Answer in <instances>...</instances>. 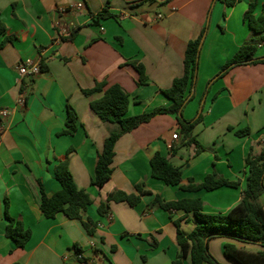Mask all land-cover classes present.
Instances as JSON below:
<instances>
[{
  "label": "crops",
  "instance_id": "0c3cea01",
  "mask_svg": "<svg viewBox=\"0 0 264 264\" xmlns=\"http://www.w3.org/2000/svg\"><path fill=\"white\" fill-rule=\"evenodd\" d=\"M252 2L258 16L264 0H238L233 7L215 0H0L6 36L13 37L0 49V112L9 110L7 119L0 116V264H69L75 246L83 264H173L180 251L174 222L185 233L198 223L193 213L165 211L156 196L200 199L206 214H227L241 202L246 159L264 148V63L233 67L209 82L251 36L244 14ZM204 31L193 98L183 111L187 122L202 114L192 133L202 149L187 143L175 115H157L119 139L111 179L103 188L93 186L98 155L116 127L90 107L103 93L88 98L83 90L97 82L120 85L131 98L128 116L168 107L172 101L163 92L183 75L187 45ZM257 57L264 58V45ZM26 62L45 71L21 84L17 67ZM131 62L145 67V85L138 84ZM20 95L24 106L17 104ZM69 106L79 127L74 135H60ZM245 129L249 135L237 136ZM157 153L182 172V186L201 184L213 173L240 186L210 192L168 186L152 177ZM67 157L76 186L93 200L83 217L98 225L91 234L79 220L63 213L47 219L40 209L42 188L49 195L60 190L54 171ZM139 185L149 193L135 207L111 202L99 215L108 194H138ZM260 202L264 208V194ZM7 214L31 230L24 248L6 237ZM227 243L260 249L214 238L209 251L218 264H237L225 256Z\"/></svg>",
  "mask_w": 264,
  "mask_h": 264
},
{
  "label": "trees",
  "instance_id": "16d2710c",
  "mask_svg": "<svg viewBox=\"0 0 264 264\" xmlns=\"http://www.w3.org/2000/svg\"><path fill=\"white\" fill-rule=\"evenodd\" d=\"M215 1H221L227 7H233L238 2V0ZM256 7L257 2L250 3L244 14V20L251 30V36L238 49L233 58L223 66L221 72L209 82V86L233 67L264 63V58L257 57L259 49L264 45V11L257 16ZM104 17H109V15ZM6 34V25L0 18V37H4L0 41V49L13 41V37H7ZM204 34L205 31L199 38L188 43L183 75L175 79L172 86L163 92L172 101L168 107H158L151 112L128 116L131 98L120 85L115 84L108 87L106 82H97L92 89L83 90V94L88 98L103 93L100 99L90 102V107L103 123L116 127L110 131L104 142L103 150L98 155L92 180L93 186L103 188L111 179L115 146L119 139L142 124L150 122L157 115H175L187 143L197 145L199 149H202V146L192 137L193 129L202 120V114L194 121L187 122L183 117V111L193 98L192 90L199 67V46ZM72 35L74 36L75 33ZM131 65L139 74L138 84L145 85L148 81L145 67L138 62H131ZM42 71H45L44 67L41 68ZM66 127L67 129L60 135H74L79 127L77 114L70 106L67 112ZM249 133L250 131L245 129L236 134L243 137ZM246 167L248 177L242 200L227 214L204 213L203 201L200 199L166 202L156 196L155 203L165 211L182 210L186 213H193L198 223L190 233H185L181 229L180 221L174 222L180 251L173 264H185L187 259H190V264H218L209 251V242L219 237L230 238L239 244L260 247L257 251H250L236 243H227L224 247L227 258L237 264H264V208L260 202L264 194V148L259 155L250 154L247 157ZM151 170L154 179L168 186H179L183 191L188 192L201 190L210 192L221 187L238 188L240 186L239 182L228 181L216 173L206 176L201 184L191 181L189 185L182 186V172L160 153L155 154L151 159ZM54 174L61 188L50 195L46 194L43 188L41 189L40 209L43 215L47 219H53L59 213H63L69 219L81 221L88 233H93L98 226L97 223L90 218L83 219L85 212L93 204V200L86 190L78 189L76 186L69 170L68 157L59 162ZM136 191L138 194H127L119 190L108 194L107 199L101 202L98 208L99 215H106L107 207L111 202H127L131 207H135L140 202L141 196L149 193L141 185L136 187ZM6 216L8 221L5 230L6 237L12 239L19 248H24L31 237V230L26 229L21 221L11 218L8 214ZM73 250L81 252L78 246H75Z\"/></svg>",
  "mask_w": 264,
  "mask_h": 264
},
{
  "label": "built area",
  "instance_id": "2783aa9c",
  "mask_svg": "<svg viewBox=\"0 0 264 264\" xmlns=\"http://www.w3.org/2000/svg\"><path fill=\"white\" fill-rule=\"evenodd\" d=\"M82 4H78L76 9H81ZM64 33V32H63ZM17 71L19 74V81L22 84V81L24 78H34L41 74V69L39 64H33L31 62L22 63L17 67ZM18 106H24L25 105V96L20 95L18 101ZM9 115V110L5 109L0 112V116L2 119H7ZM173 140H179V135L175 133L173 135ZM71 256L66 257L67 262H70L69 264H82V262L85 260L84 256L81 252H76L75 250H71L70 252Z\"/></svg>",
  "mask_w": 264,
  "mask_h": 264
},
{
  "label": "water",
  "instance_id": "95a60500",
  "mask_svg": "<svg viewBox=\"0 0 264 264\" xmlns=\"http://www.w3.org/2000/svg\"><path fill=\"white\" fill-rule=\"evenodd\" d=\"M204 39H205V35L203 36V38H202V40H201V43H200V46H199V52H200L201 47H202V45H203ZM196 80H197V79H196ZM196 80H195V83H196ZM192 92H194V88H193ZM201 111H202V107L200 108L199 114L201 113Z\"/></svg>",
  "mask_w": 264,
  "mask_h": 264
},
{
  "label": "rangeland",
  "instance_id": "374dc122",
  "mask_svg": "<svg viewBox=\"0 0 264 264\" xmlns=\"http://www.w3.org/2000/svg\"><path fill=\"white\" fill-rule=\"evenodd\" d=\"M215 61H216V59H215Z\"/></svg>",
  "mask_w": 264,
  "mask_h": 264
}]
</instances>
